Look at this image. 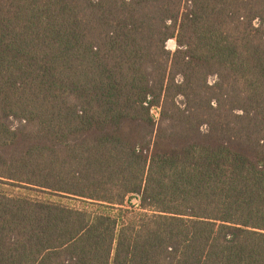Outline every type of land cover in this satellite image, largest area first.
Segmentation results:
<instances>
[{"label":"trees","instance_id":"16d2710c","mask_svg":"<svg viewBox=\"0 0 264 264\" xmlns=\"http://www.w3.org/2000/svg\"><path fill=\"white\" fill-rule=\"evenodd\" d=\"M0 264H264V0H0Z\"/></svg>","mask_w":264,"mask_h":264},{"label":"rangeland","instance_id":"374dc122","mask_svg":"<svg viewBox=\"0 0 264 264\" xmlns=\"http://www.w3.org/2000/svg\"><path fill=\"white\" fill-rule=\"evenodd\" d=\"M167 45L171 50L176 49V41L175 40L168 41ZM213 80H214V78H211V81H213ZM134 201H136V199H134ZM135 210H138V208H135Z\"/></svg>","mask_w":264,"mask_h":264}]
</instances>
